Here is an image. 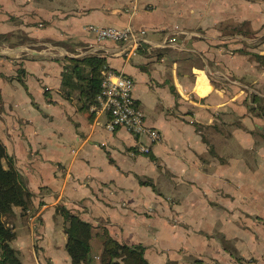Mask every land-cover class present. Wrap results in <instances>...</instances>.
I'll list each match as a JSON object with an SVG mask.
<instances>
[{
    "label": "crops",
    "instance_id": "0c3cea01",
    "mask_svg": "<svg viewBox=\"0 0 264 264\" xmlns=\"http://www.w3.org/2000/svg\"><path fill=\"white\" fill-rule=\"evenodd\" d=\"M86 55L133 77L159 141L65 95ZM263 128L264 0H0V139L33 194L10 219L24 264H72L61 205L151 264H264Z\"/></svg>",
    "mask_w": 264,
    "mask_h": 264
},
{
    "label": "trees",
    "instance_id": "16d2710c",
    "mask_svg": "<svg viewBox=\"0 0 264 264\" xmlns=\"http://www.w3.org/2000/svg\"><path fill=\"white\" fill-rule=\"evenodd\" d=\"M68 61L63 74L65 95L71 98L74 92H79L84 101L82 108L97 105L102 82L110 70L106 58L86 55L69 58ZM32 196L0 139V264H24L13 244L17 232L10 219L16 207L31 208ZM57 211L65 220L67 250L72 264H94L92 240L96 237L103 243L102 264H151L145 257L144 245L118 242L107 229L96 231L90 222L64 205L59 206Z\"/></svg>",
    "mask_w": 264,
    "mask_h": 264
},
{
    "label": "built area",
    "instance_id": "2783aa9c",
    "mask_svg": "<svg viewBox=\"0 0 264 264\" xmlns=\"http://www.w3.org/2000/svg\"><path fill=\"white\" fill-rule=\"evenodd\" d=\"M87 28L94 31L99 40L131 42L133 49H137L140 44L137 33L131 26L120 29L113 26L89 25ZM134 88L133 77L122 72H108L98 95L100 109L110 115L108 127L111 130L124 127L137 135L146 134L152 142L159 141L161 133L147 125L146 114L135 98ZM140 149L143 152L150 151L148 145H143Z\"/></svg>",
    "mask_w": 264,
    "mask_h": 264
}]
</instances>
